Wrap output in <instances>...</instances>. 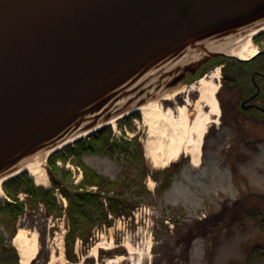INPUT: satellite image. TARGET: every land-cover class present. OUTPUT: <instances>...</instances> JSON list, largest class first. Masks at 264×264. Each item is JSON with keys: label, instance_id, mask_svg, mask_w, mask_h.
Returning a JSON list of instances; mask_svg holds the SVG:
<instances>
[{"label": "water", "instance_id": "95a60500", "mask_svg": "<svg viewBox=\"0 0 264 264\" xmlns=\"http://www.w3.org/2000/svg\"><path fill=\"white\" fill-rule=\"evenodd\" d=\"M263 26L264 0H0V182Z\"/></svg>", "mask_w": 264, "mask_h": 264}, {"label": "rangeland", "instance_id": "374dc122", "mask_svg": "<svg viewBox=\"0 0 264 264\" xmlns=\"http://www.w3.org/2000/svg\"><path fill=\"white\" fill-rule=\"evenodd\" d=\"M251 42L258 48L254 37ZM213 69L208 68L203 76ZM200 79L181 83L179 94L172 99H161L163 106L176 109L186 105L191 118L199 108L208 109L207 100L198 90ZM218 85L215 96L220 105L219 81ZM135 113L138 116L128 123L122 118L121 123L116 122V126L111 127L119 136L124 134L139 139L146 163L143 183L150 193L130 215L113 217L110 226L97 224L87 243L76 241L77 261L70 263L244 264L245 254L253 244L264 246V230L249 216L254 211L264 214V152L241 163L237 172L220 168L212 151L215 139L208 133L218 125L214 120L217 115H212L213 121L203 143L210 138L200 163L193 164L191 156L184 153L168 166H158L153 162L157 146L149 137L141 113ZM83 160L111 178L121 169L117 161L106 156L86 154ZM202 161L205 163L200 166ZM66 166L71 169L74 182L77 181L81 169L73 162ZM44 167L48 174L46 163ZM166 179L171 180L170 186L157 192ZM55 195L58 203L64 206L66 199L58 191ZM17 226L24 230L28 240L34 236L37 239V252L30 264L69 263L63 245L67 230L65 214H49L39 205L36 209H28L18 219ZM258 263L264 264V258Z\"/></svg>", "mask_w": 264, "mask_h": 264}, {"label": "trees", "instance_id": "16d2710c", "mask_svg": "<svg viewBox=\"0 0 264 264\" xmlns=\"http://www.w3.org/2000/svg\"><path fill=\"white\" fill-rule=\"evenodd\" d=\"M215 60L216 57L203 64L195 75L189 74L186 81L202 76ZM136 116L137 113H132L122 120L128 123ZM86 154L109 157L117 161L121 169L114 178L105 176L83 160ZM68 162L81 169L82 176L77 182H74L72 171L66 166ZM145 166L139 139L124 134L115 137L111 125H107L47 158L50 187L36 185L27 171L4 181L2 190L5 197L0 196V264H20L19 252L12 242L18 230V219L28 209H36L39 205L49 214L66 215L67 230L63 236L64 252L69 260L66 264L76 262L74 245L77 240L87 243L97 224L110 226L113 217L130 215L144 202L146 194L150 193L143 183ZM170 183V179L163 181L157 192L167 189ZM56 191L66 199V207L58 203ZM250 215L264 230V214L254 211ZM262 258L264 246L255 243L246 252L244 264H259Z\"/></svg>", "mask_w": 264, "mask_h": 264}, {"label": "bare ground", "instance_id": "6f19581e", "mask_svg": "<svg viewBox=\"0 0 264 264\" xmlns=\"http://www.w3.org/2000/svg\"><path fill=\"white\" fill-rule=\"evenodd\" d=\"M261 29H264V26L251 29L234 39L222 50L242 59L253 56L257 53L258 48L252 44L251 38ZM218 81V67L201 77L199 81L201 87L198 90L201 96L207 100L205 105L208 106V109L199 108L192 118L188 114L186 105H179L174 109L170 106L164 107L161 103L162 98L172 99L179 94L182 91V86L149 99L136 108L141 113L143 123L148 127L149 137L157 146L153 158L155 165L168 166L184 153L191 156L193 164L200 163L204 135L213 121L212 115H217L220 111L215 96L219 86ZM118 119L120 118L111 119L109 124L115 127ZM114 132L116 133V131ZM50 152L51 150H48L36 156L21 169L28 170L36 185L48 186L50 183L44 167ZM1 193L3 195V192ZM13 243L19 251L20 263L29 264L37 252L36 237L28 240L24 230L18 228Z\"/></svg>", "mask_w": 264, "mask_h": 264}, {"label": "flooded vegetation", "instance_id": "af4514ba", "mask_svg": "<svg viewBox=\"0 0 264 264\" xmlns=\"http://www.w3.org/2000/svg\"><path fill=\"white\" fill-rule=\"evenodd\" d=\"M263 41L264 31L254 37L258 51L253 56L242 59L230 53L219 55L209 66L210 69L219 68L221 77L217 97L221 103L214 119L218 125L208 133L215 139L212 151L218 158V166L229 172H237L241 163L249 161L260 151L264 152ZM198 69L194 73L187 72L182 82H187L189 74L195 75ZM209 138L202 146L204 157Z\"/></svg>", "mask_w": 264, "mask_h": 264}]
</instances>
